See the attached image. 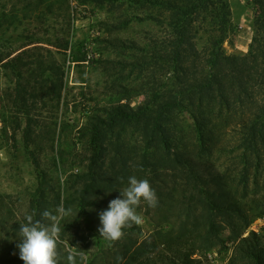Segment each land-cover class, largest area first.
<instances>
[{
	"label": "rangeland",
	"instance_id": "rangeland-1",
	"mask_svg": "<svg viewBox=\"0 0 264 264\" xmlns=\"http://www.w3.org/2000/svg\"><path fill=\"white\" fill-rule=\"evenodd\" d=\"M227 1L231 15L222 51L248 58L258 9L253 0ZM169 22L164 6L148 3L0 0V264H22L17 244L27 215L37 220L59 207L71 209L59 224V264H67L69 253L76 264H124L116 263L124 246L131 252L145 247L155 260L168 238L183 232L195 236L200 264H230L237 243L217 242L204 253L198 235L207 233L209 194L219 187L193 189L191 169L177 156L191 159L201 174L207 168L220 173L228 195L255 219L248 232L264 235V147L245 148L242 127L247 100H260V89L247 95L236 83L228 86L230 107L218 91L214 98L180 95L190 80L211 72V26L200 25L197 54L174 63ZM175 98L180 104L167 113L170 149L150 145L143 123L106 135V158L92 174L97 200L88 215L82 212L75 190L88 179L92 118L120 103L134 109L151 103L156 115ZM132 176L149 181L158 203L141 202L136 212L143 224L124 229L109 246L99 236V213L122 198L119 191ZM217 222L222 226L219 217ZM221 229L226 239L231 229Z\"/></svg>",
	"mask_w": 264,
	"mask_h": 264
},
{
	"label": "trees",
	"instance_id": "trees-1",
	"mask_svg": "<svg viewBox=\"0 0 264 264\" xmlns=\"http://www.w3.org/2000/svg\"><path fill=\"white\" fill-rule=\"evenodd\" d=\"M97 3L132 1L139 4H152L164 6L170 12V22L172 38L168 39V44L172 48L170 54L174 56V63H183L185 60L197 54L198 47L195 43L197 34L200 31V25L208 23L211 26L210 31V50L208 59L211 72L202 74L190 80L186 86L179 90L183 97H191L197 94L202 95L215 93L218 91L219 97L227 107L233 106L227 95H225L228 86L237 84L239 92H245L249 95L251 88L257 86L260 89V100L248 98L247 104L251 105L247 117L242 119V127L246 133L244 145L247 149H254L258 145L264 147V0H253L258 9L255 22V34L252 44V50L248 58H239L237 56H224L222 44L228 37V25L230 21V7L227 0H88ZM197 47V48H196ZM195 58V57H194ZM4 62L0 58V63ZM256 89V88H255ZM175 101L166 102V107H161L156 115H153L152 104L146 103L134 109L129 104L120 103L109 106L103 110L102 115H95L90 121L89 132L92 143V161L90 164L87 181L82 187L77 188L79 207L82 212L88 215V209L96 203V197H93L94 191V167L103 163L106 158L105 150L101 142L109 132L117 127H125L129 124L143 123L145 136L152 143H161L165 148L170 149L169 134L166 128L167 113L172 108L179 105ZM31 123V121H30ZM31 127V124H29ZM31 131L27 132V135ZM176 162L183 167H189V181H192L193 189L198 185H215L219 188L209 194L211 201L208 202L209 216L207 233H198L202 239L204 253L211 252L217 242L237 243L234 256L230 264H264V235L260 232L251 230L250 226L255 219H250L248 212H245L240 204L230 197L223 188V176L209 168L206 175L196 172L191 164V159L185 156H177ZM94 170V171H93ZM80 176V175H78ZM81 177V176H80ZM85 177V175H84ZM67 202V201H66ZM218 217L222 226L217 222ZM224 230L230 228L231 234L224 239L221 235ZM247 233V234H246ZM183 232L176 238H168L165 242L164 250L155 260H151L147 254V248L138 247L132 250L131 246H124L118 253L116 263L132 264H200L201 260L196 258L197 248L195 246V236L187 237ZM60 237L63 235L60 232ZM131 252V253H130ZM127 257V258H126ZM20 263L24 262L20 259Z\"/></svg>",
	"mask_w": 264,
	"mask_h": 264
},
{
	"label": "clouds",
	"instance_id": "clouds-1",
	"mask_svg": "<svg viewBox=\"0 0 264 264\" xmlns=\"http://www.w3.org/2000/svg\"><path fill=\"white\" fill-rule=\"evenodd\" d=\"M122 179V178H121ZM120 192L122 198L110 201L108 209L99 213V236L109 246L124 236V229L143 224V217L136 209L141 202L155 208L158 199L147 179L128 178V186ZM71 209L59 207L56 214L45 210L41 218L34 220L32 215L25 217L27 223L20 225L17 244L19 257L24 264H59L58 242L61 228L60 220L68 216ZM67 264H76L75 255L69 253Z\"/></svg>",
	"mask_w": 264,
	"mask_h": 264
}]
</instances>
